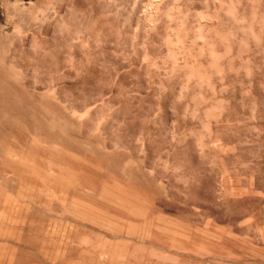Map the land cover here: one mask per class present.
I'll return each mask as SVG.
<instances>
[{
    "label": "rangeland",
    "instance_id": "rangeland-1",
    "mask_svg": "<svg viewBox=\"0 0 264 264\" xmlns=\"http://www.w3.org/2000/svg\"><path fill=\"white\" fill-rule=\"evenodd\" d=\"M0 264H264V0H0Z\"/></svg>",
    "mask_w": 264,
    "mask_h": 264
}]
</instances>
